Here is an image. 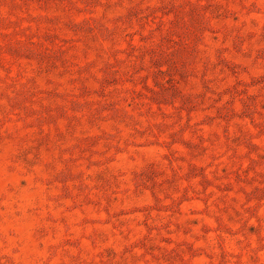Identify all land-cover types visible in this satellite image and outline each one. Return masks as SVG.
<instances>
[{"label": "rangeland", "instance_id": "374dc122", "mask_svg": "<svg viewBox=\"0 0 264 264\" xmlns=\"http://www.w3.org/2000/svg\"><path fill=\"white\" fill-rule=\"evenodd\" d=\"M0 264H264V0H0Z\"/></svg>", "mask_w": 264, "mask_h": 264}]
</instances>
